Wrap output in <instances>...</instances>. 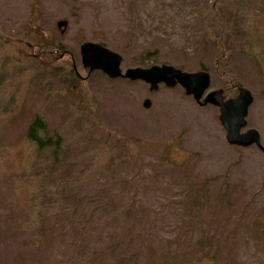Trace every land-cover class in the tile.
Listing matches in <instances>:
<instances>
[{"label": "rangeland", "instance_id": "1", "mask_svg": "<svg viewBox=\"0 0 264 264\" xmlns=\"http://www.w3.org/2000/svg\"><path fill=\"white\" fill-rule=\"evenodd\" d=\"M213 3L0 0V264H201L198 244L214 264H264V153L229 146L218 109L181 87L88 74L79 54L90 41L123 71L165 64L208 72L227 99L249 90L264 148V0ZM40 35L54 45L33 58ZM35 116L63 150L25 140Z\"/></svg>", "mask_w": 264, "mask_h": 264}, {"label": "water", "instance_id": "2", "mask_svg": "<svg viewBox=\"0 0 264 264\" xmlns=\"http://www.w3.org/2000/svg\"><path fill=\"white\" fill-rule=\"evenodd\" d=\"M66 27V21L57 23L58 29L63 28L61 33H64ZM79 53L82 66L88 70V74L98 71L109 79L141 81L149 85L150 92L156 91L161 84L168 88L180 86L185 95L192 97L198 106L211 105L219 109V120L226 132V141L229 145L239 147L255 145L264 153L257 131L251 129L241 132L246 127L245 118L253 101L248 90L241 88L238 95L231 99H225L222 90H212L205 95L211 85L210 75L207 72L187 73L169 65L129 68L123 71L120 55L101 44L92 42L82 43L79 47ZM143 106L149 108L150 101L145 100Z\"/></svg>", "mask_w": 264, "mask_h": 264}, {"label": "trees", "instance_id": "3", "mask_svg": "<svg viewBox=\"0 0 264 264\" xmlns=\"http://www.w3.org/2000/svg\"><path fill=\"white\" fill-rule=\"evenodd\" d=\"M217 1L219 0H214V3L212 4V8L210 9L212 14H217L218 13V7H217ZM210 10H207L208 12ZM213 35V34H212ZM216 39V37H214V40ZM215 42V41H214ZM225 40H219L217 44L220 45H224ZM8 44H14V43H8ZM48 44L50 45H54L53 40L51 39V37L49 39H44L41 35L39 38V42L37 43H33L32 45H30L31 47H33V50L35 51V49L38 48L40 51H42ZM16 45V44H15ZM21 45V42H20ZM29 46V45H28ZM29 46V47H30ZM17 49V48H16ZM29 51L31 52V50L29 49ZM33 51V53L31 52V57L35 58V55H38L39 52L35 53ZM147 55H150L149 53H146ZM59 58V56L57 55H53L50 51H45L43 52V54L40 55V59L38 58L39 62L45 66L48 63L52 62L51 64H54V62ZM53 71H55V68H52ZM55 73V72H53ZM76 75V73H75ZM76 77H78L76 75ZM76 77H73L75 79H77ZM79 78V77H78ZM80 79V78H79ZM47 125L44 122V120L42 118H40L39 116H35L30 125L28 126L26 135H25V140H27L30 144H32L33 146H35L37 148L38 151H44L48 148V146L52 145L55 150H63L62 146H63V140L60 137L59 134L57 133H48L47 130ZM63 153V151H62ZM53 159H58L59 157L52 155ZM135 207L134 203H130L127 207H123L122 208V213H127L129 211L130 208ZM198 248V254H199V260L201 262V264H214L215 260L217 259L216 256L210 255L209 252L207 250H203L201 244L197 245Z\"/></svg>", "mask_w": 264, "mask_h": 264}]
</instances>
